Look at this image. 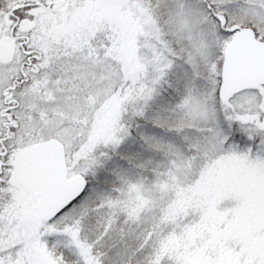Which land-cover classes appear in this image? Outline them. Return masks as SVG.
Wrapping results in <instances>:
<instances>
[{"label":"snow or ice","instance_id":"snow-or-ice-1","mask_svg":"<svg viewBox=\"0 0 264 264\" xmlns=\"http://www.w3.org/2000/svg\"><path fill=\"white\" fill-rule=\"evenodd\" d=\"M0 264H264V0H0Z\"/></svg>","mask_w":264,"mask_h":264}]
</instances>
